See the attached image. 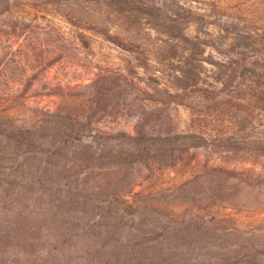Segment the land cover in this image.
<instances>
[{"label": "rangeland", "instance_id": "374dc122", "mask_svg": "<svg viewBox=\"0 0 264 264\" xmlns=\"http://www.w3.org/2000/svg\"><path fill=\"white\" fill-rule=\"evenodd\" d=\"M87 1L0 0V156L11 158L0 161V206L16 180L23 202L38 199L42 177L54 185L85 175V194L139 200L126 224L146 234L166 223L197 249L264 251L263 81L251 73L229 86L220 74L227 57L197 42L211 39L214 17L237 35H260L264 6L221 10L205 0L171 30L142 9L125 21L101 17ZM136 129L148 140L144 163L129 172ZM65 254L76 264L83 256Z\"/></svg>", "mask_w": 264, "mask_h": 264}, {"label": "trees", "instance_id": "16d2710c", "mask_svg": "<svg viewBox=\"0 0 264 264\" xmlns=\"http://www.w3.org/2000/svg\"><path fill=\"white\" fill-rule=\"evenodd\" d=\"M176 1L169 4L165 0H145L141 5H137L135 0H88L87 3L101 17L122 16L124 21L137 9H142L149 15H156L155 22L160 20L174 30L178 27L176 21L185 18L187 13L199 12L193 10L194 3L205 0H182L180 5ZM229 1L211 0L212 7L221 10L255 4L264 6V0ZM215 19L211 20V39L197 42L227 57L226 68L220 74L227 79L229 86L240 78L250 77L251 73L261 79L263 82L257 88L260 98H257L261 102L260 108H264V32L260 35H237L233 32L232 22H223L221 17L213 21ZM194 24L193 21L186 28ZM214 29L225 34L223 42L217 43ZM169 95L170 98L178 96ZM130 138L133 143L127 147L135 151H127L124 168L132 172L144 163L143 150L148 139L138 129ZM2 154L0 161L6 164L11 160L7 152L2 151ZM30 161L22 163L19 171L8 174L18 175ZM128 176L124 172L121 178L125 181ZM23 178L30 183L33 181L31 176L24 177L21 173L19 179L22 181ZM72 178L65 174L58 177L54 185L52 182L45 185L42 177L35 188L38 199L23 202L16 201L23 185L17 188L19 182L15 181L14 189L2 198V203L8 207L0 206V217L4 219L0 222L6 225V228H0V264H76L65 254L73 247L83 254L77 264H264V257H258V252L264 254L262 250L248 245H238L235 249L221 248L222 243H216L212 250L211 247L197 249L185 243L180 236L182 230L170 228L166 223L146 234V231L126 224L127 220L134 219L133 212L139 210L140 206L135 205L139 200L124 206L119 202L116 190L104 195L85 194L79 186L87 177L79 175ZM131 195L133 199L138 197L136 193ZM121 230H126L127 234L115 236Z\"/></svg>", "mask_w": 264, "mask_h": 264}]
</instances>
